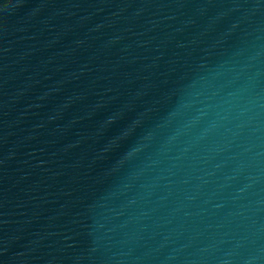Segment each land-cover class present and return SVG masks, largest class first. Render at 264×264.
<instances>
[{
    "label": "water",
    "instance_id": "obj_1",
    "mask_svg": "<svg viewBox=\"0 0 264 264\" xmlns=\"http://www.w3.org/2000/svg\"><path fill=\"white\" fill-rule=\"evenodd\" d=\"M0 264H264V0H0Z\"/></svg>",
    "mask_w": 264,
    "mask_h": 264
}]
</instances>
